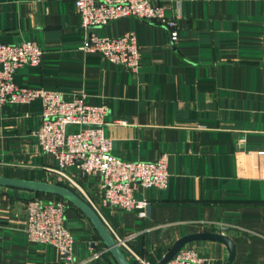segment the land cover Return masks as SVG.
Here are the masks:
<instances>
[{
	"label": "crops",
	"instance_id": "0c3cea01",
	"mask_svg": "<svg viewBox=\"0 0 264 264\" xmlns=\"http://www.w3.org/2000/svg\"><path fill=\"white\" fill-rule=\"evenodd\" d=\"M151 1L176 19L175 41L161 23L134 17L91 29L100 37L135 34L139 67L132 72L82 50L87 31L74 0H0V43L33 41L42 49L40 64L18 68L14 80L105 104L103 132L114 156L156 161L167 155V187L135 188L136 198L150 202L146 217L106 204L99 175L66 169L86 189L91 204L85 202L114 241L112 231L157 264L179 238L216 232L233 242L230 264H264V0ZM40 124L39 99L0 105V177L58 184L77 194L54 171L55 157L41 150L34 134ZM33 198L64 203V225L74 237L71 260L53 245L28 239L26 202ZM119 248L135 264L129 250ZM184 248L207 264H225L229 256L214 239ZM0 264L118 263L74 204L0 184Z\"/></svg>",
	"mask_w": 264,
	"mask_h": 264
},
{
	"label": "built area",
	"instance_id": "2783aa9c",
	"mask_svg": "<svg viewBox=\"0 0 264 264\" xmlns=\"http://www.w3.org/2000/svg\"><path fill=\"white\" fill-rule=\"evenodd\" d=\"M80 25L87 31L82 50L97 52L105 59L136 72L139 67V47L133 32L116 37H100L91 31L122 17L157 21L170 29V40L178 37L176 19L168 18L163 7L151 0H74ZM42 49L33 41L18 44L0 43V105L4 103L41 102V124L34 132L43 152L57 160L54 170L65 177L77 194L91 204L86 189L76 182L66 169L74 167L83 175H99L103 201L113 207L134 211L146 217L150 202L136 198L137 186L165 189L168 183L167 155L156 161H126L111 153V141L103 126L107 107L89 105L85 94L71 99L62 92L43 88L22 87L14 80L15 71L25 64L39 65ZM75 129V130H74ZM264 143V134H263ZM264 153V144L263 150ZM26 234L30 241L55 246L71 260L74 237L65 227V205L62 201L42 202L38 198L26 202ZM117 245L126 247L135 264H151L127 245V239L117 236ZM165 264H207L206 260L188 248L181 249Z\"/></svg>",
	"mask_w": 264,
	"mask_h": 264
},
{
	"label": "water",
	"instance_id": "95a60500",
	"mask_svg": "<svg viewBox=\"0 0 264 264\" xmlns=\"http://www.w3.org/2000/svg\"><path fill=\"white\" fill-rule=\"evenodd\" d=\"M0 184L13 185L16 187L26 188L34 191H41L44 193H50L53 195L65 198L76 207L81 209L90 221L93 223L94 227L98 231L99 235L103 239L108 250L112 253L118 264H131L122 254L119 246L113 240L109 234L104 222L98 215V213L81 197H79L73 190L58 184H51L40 181L25 180V179H12L6 177H0ZM199 239H214L223 242L229 249V256L225 264H230L235 253L234 245L232 240L224 234L216 232H197L187 234L178 240H176L164 257L157 264H165L170 261L177 252L187 243L193 240Z\"/></svg>",
	"mask_w": 264,
	"mask_h": 264
},
{
	"label": "trees",
	"instance_id": "16d2710c",
	"mask_svg": "<svg viewBox=\"0 0 264 264\" xmlns=\"http://www.w3.org/2000/svg\"><path fill=\"white\" fill-rule=\"evenodd\" d=\"M47 194H50V193H47ZM57 196V195H56ZM58 198H61L60 196H57Z\"/></svg>",
	"mask_w": 264,
	"mask_h": 264
},
{
	"label": "rangeland",
	"instance_id": "374dc122",
	"mask_svg": "<svg viewBox=\"0 0 264 264\" xmlns=\"http://www.w3.org/2000/svg\"><path fill=\"white\" fill-rule=\"evenodd\" d=\"M75 130V129H74Z\"/></svg>",
	"mask_w": 264,
	"mask_h": 264
}]
</instances>
